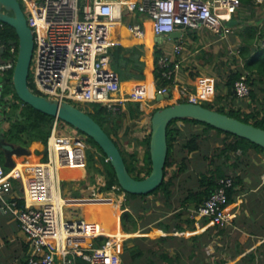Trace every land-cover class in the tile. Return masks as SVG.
<instances>
[{"label": "built area", "instance_id": "built-area-1", "mask_svg": "<svg viewBox=\"0 0 264 264\" xmlns=\"http://www.w3.org/2000/svg\"><path fill=\"white\" fill-rule=\"evenodd\" d=\"M34 37V49L29 69V88L32 92L60 102L100 103L111 108L126 100L144 101L145 93L138 85L128 98L119 96L121 85L115 72L108 68V50L114 42L109 38L113 26L122 13L148 16L155 35L206 27L222 38L230 34L227 23L241 5L240 0H18ZM82 5V6H81ZM124 8V9H123ZM124 10V11H123ZM2 27V23H0ZM129 32L141 38L145 31L140 23L127 26ZM264 49V40L259 44ZM183 46L172 48L176 55ZM7 58L0 51V100L4 85L13 72L17 51L14 45L7 50ZM171 59L159 60L161 77L172 80L175 69ZM169 85L156 89L164 95ZM238 100L249 97L246 75L234 83ZM186 102L201 103L213 96V88L205 85L199 95L181 90ZM11 98V97H10ZM73 104V103H72ZM54 118L46 144L45 159L23 167L20 174L21 194L13 189L9 176L0 163V212L9 214L25 235L29 250L24 264H120L114 237L101 234L95 221L75 215L71 208L82 203H63L59 169L86 166L87 136L77 129L64 130ZM107 160V159H106ZM108 161V160H107ZM14 171V169H13ZM232 176L219 178L217 187L196 208L189 210L190 218L207 219L212 226L223 228L231 222L227 208V188ZM117 190L118 187H113ZM111 193V195H107ZM114 191L101 192L98 184L89 187L88 195L78 198H112ZM105 238L103 242L99 238Z\"/></svg>", "mask_w": 264, "mask_h": 264}, {"label": "crops", "instance_id": "crops-1", "mask_svg": "<svg viewBox=\"0 0 264 264\" xmlns=\"http://www.w3.org/2000/svg\"><path fill=\"white\" fill-rule=\"evenodd\" d=\"M231 21H233V24L230 25L232 32L223 38L219 34H216L215 31L206 27H201L195 30L190 29L186 33L181 34L180 38L175 40L166 39L161 42H155L157 35L153 33L147 15L137 13L135 16H127L124 12L122 13L120 22H117L113 26L109 34V38L114 42L113 46L110 48V52L117 47H122L128 51L136 46L142 45L143 54L140 55L139 61L144 63V80H134L133 78L127 81L119 80L121 85L119 96L128 98L129 93L132 92L133 88L140 85L145 90L144 93L146 98L140 103L141 113L138 115L135 113L133 118L129 117L128 110L125 106V102L131 100H126L124 103L118 104L121 105L126 113V117L123 119L126 122L123 130L115 136L117 142L118 139H132V141L128 140V143H135L133 146L136 147L134 148L136 153L142 151L143 155L140 157L143 158L145 150L144 148L140 150L141 144L142 147H144L143 140L148 134H150V119L153 110L159 108L157 107L159 103L166 102V105L167 102H186L187 98L181 94L183 87L187 89L189 94L199 95L203 86H211L213 88V96L206 100V102L213 103L215 98L219 95L220 97H224L222 102L224 101L223 103L225 107L232 106V99L242 101L237 99L234 89H232V96L228 95V86L226 83L231 73L238 71L241 72V76L246 75L247 77L248 75L247 70L244 68V61L240 56L241 47L246 32H249L250 30H255L257 33L256 41L254 45H252L254 48H259L260 42L264 40V0L241 1L239 9L233 14ZM132 22L141 24L145 31L143 37L137 38L129 32L127 26ZM216 41H221L223 45L220 47H225L226 50H230V53L234 56L231 58L232 61L228 60V56L225 57L224 55H221L222 53L220 54L219 50L216 48L209 49V46L216 43ZM177 43H181L183 46L180 55H176L172 51V48ZM156 49H160L162 52L159 60L163 58L171 59L170 68L173 69L176 62L179 63L177 68H174V76L168 86L169 91L167 94L170 96L161 101H156L155 96L153 95L156 90L154 78V51ZM3 50L4 47L1 46L0 51L3 57L7 58L8 55H4ZM122 53L123 57H129L130 55V53L125 51ZM111 56L112 55L108 53V68L113 71L110 65ZM218 62L221 64L223 63L228 69V74L224 78H222L221 74L217 71L218 67L216 66V63ZM216 83L220 84L219 88H216ZM150 100H155L156 102L148 103L147 101ZM244 100H246L247 103L250 101L249 99ZM215 106H217V104ZM249 108L250 107L245 106V112H248ZM8 109L9 108L6 104L1 103L0 116L3 111H8ZM177 126L184 128L188 125L178 121ZM8 128L9 121L0 118V150L2 153V135ZM37 142L38 141H32L28 147L21 144L11 143L16 147L21 146L26 150L33 152L32 156L26 154H21L19 156L14 155V167H6L8 169L6 173L9 176L13 189L17 190L20 194L22 191V182L20 179V174L23 173V169L21 170L22 166L39 162L43 160L44 157H42V152L46 146L39 145ZM136 144H140V147H137ZM38 148L39 153L36 154ZM175 152H180V147L177 145H175L174 153ZM238 155H241L242 159L240 166L234 167L233 162H235V159H231L226 162V171L227 174L231 176L235 175L236 171L237 174H241V176L244 177L243 185L237 187L240 190L237 192L234 201L227 205V208L233 214L231 222L223 228L213 226L217 229L215 234L212 233L213 228L210 222L194 218H191L194 220L192 225L194 226V229L178 232L173 226H171V230L174 232L165 233L161 229L160 224L166 223L170 225L171 216L168 219L169 221L160 220L158 221V227L153 228V230L161 233L160 236H151L150 234L152 232H150V230L140 233L139 227L134 229L136 230L134 232H139V234H135L133 230H130L132 231L131 233L126 234L127 232H125L124 229H121V227H123L121 222L119 226V224L115 222L112 214L105 216L107 215V210L102 207L112 204V198L99 197L97 199H90L75 197V199H65V203L66 200H71L72 203L84 204L80 206L83 217L90 221H95L102 234L105 235L120 232L124 235V239L121 241L120 251L118 252L122 264H124L122 255L124 252L129 254V259L131 260L129 264H136L135 262L138 259L136 260L132 257L136 250L133 251L132 249L135 248V245H138L137 243L146 244L145 242L150 241H154L156 245L158 243L157 246L161 243L162 248L170 246L168 243L172 241L176 245L181 244V247L180 245L178 247H173L172 252L168 253L169 256L173 257L172 263L170 264H210L211 260H208V258L212 259L213 257V250L211 247L213 238L216 239L214 244L217 253L219 251L220 255L228 256V258L230 257L234 260L236 259L232 264H244L243 262H240V260L248 253L255 254V262L252 264H264V167H262V164H264V152L250 149L247 152V156H243L240 151H237L234 156L236 157ZM84 188L88 187L84 186ZM88 201H94V204L88 203ZM178 209H181L180 205ZM97 211H99L98 215ZM187 217L190 218V216ZM129 226L130 225L127 223L128 228ZM220 230L222 232L221 234L218 232ZM187 232L190 236L185 238L183 235H186ZM166 236H173V238L167 240L164 238L162 241L160 240V237ZM193 236H198V240L194 241L192 239ZM207 240H209V244H207ZM132 242H135V244H132ZM117 247H119V245ZM141 249L146 251L149 248ZM156 249V252H159L158 248ZM28 250L29 245L27 239L20 230L18 223L9 214H2L0 212V264H24ZM165 250L167 249L165 248ZM160 253H165V251L159 252V254ZM184 256L186 258H183ZM228 258L223 259V261H225L223 264L230 263ZM141 261V264L148 262V260L143 261V258ZM155 263L166 264L165 261H162L159 258Z\"/></svg>", "mask_w": 264, "mask_h": 264}, {"label": "trees", "instance_id": "trees-1", "mask_svg": "<svg viewBox=\"0 0 264 264\" xmlns=\"http://www.w3.org/2000/svg\"><path fill=\"white\" fill-rule=\"evenodd\" d=\"M240 1H249V0H240ZM1 23V22H0ZM256 31L250 30L246 32L245 37L243 38V45L241 47L240 56L244 61V68L247 70V83L250 86V94L248 99L250 100L246 103V106L250 107L249 112H242L241 109L237 108L236 110L231 109L230 111H225V105L222 102L224 97H220L219 95L215 98L214 102H206L203 106L214 109L213 106L217 104L216 111L225 113L230 117L237 118L243 122L251 123L256 127L264 129V49L254 48L252 45L255 43L256 39ZM10 40H17V35L15 30L2 23V27H0V47H4V55L7 54V50L11 47V44L8 42ZM17 51V44L14 45ZM130 53L129 57H123L122 52ZM108 53L111 56L110 65L113 71L118 74L120 81H127L129 79L134 80H144V63L139 61L140 55L143 54V46H136L128 51L123 49L122 47H117L113 51ZM162 52L160 49H156L154 51V78H155V86L156 89L169 85L171 83L170 80H164L161 77V69L158 66V60L161 57ZM128 74V75H127ZM12 75L13 72H9V78L7 79L4 85V91L2 94V99L0 103L6 104L8 108H12L13 118L12 122L9 124L8 131L5 134V138L7 137L8 142H13L19 138L21 134L26 133L32 138L33 141L43 140L45 142V146L47 144V139L50 134L52 122L54 120L53 117L44 114L31 106L24 104L17 97L13 84H12ZM241 77V72L231 73L229 79L227 80L228 86V95L232 96V89L234 87V83L239 80ZM11 96V98L6 99L5 97ZM227 99V97H226ZM17 101L21 103V107L17 105ZM234 100H231V103ZM221 102V103H220ZM254 105V106H253ZM126 109L128 110V115L130 118L135 116V113L138 115L141 113L140 103L127 101L125 102ZM169 106L166 104L164 107ZM91 110L87 112L96 122L100 124V126L104 129V131L111 136L117 144L115 136L122 129V121L126 117V113L121 107V105H115L111 108H108L106 105L100 103H92ZM160 108H156L153 110L152 114ZM151 114V115H152ZM181 121L188 126L186 127H178L177 122ZM201 126V130L196 127ZM213 134V135H212ZM210 135L211 137H218L223 135L222 143L223 147L218 148V153H216L217 158H220L221 155H225V162H217L213 161V158H208L203 151L204 149H208L207 137ZM149 140L150 134L143 140L144 145V156H143V165L146 166V172L144 176H140L138 174L135 175L136 171V163L138 159L136 157V153L125 154L124 151H121V154L124 158V162L126 164L127 170L129 173L135 177L136 179H143L150 173L151 170V161L149 154ZM87 143L89 146L93 147L92 149H88L86 153V166L84 168L86 177L89 179L90 184H98L96 175L102 176L104 175V183L99 185V189L101 192H109L113 187H118L116 190L120 192L123 190L119 187L115 172L110 164L107 161L106 155L99 148V146L89 137H87ZM167 143H168V156L167 162L165 165L164 171V179L160 186L155 189L152 193L147 195H135L124 192L128 199L133 198H143L148 195H158L162 194L164 198V202L168 205L172 204L171 199L174 196V190L179 188V185L184 188L186 194L178 199L181 209H178L175 213L170 217L171 224H160L161 229L165 233L174 232L171 230V226L178 231L184 232L186 230L194 229L193 222L194 220L188 218L189 210L191 208H196L204 200L211 194L213 190L217 187V180L222 177H226V162L231 160V155L236 154L237 151H240L243 156H247V152L250 149H256L264 152V149L260 146L252 143L249 140L238 137L231 133L223 132L218 130L206 123H202L193 119H181L174 120L170 123L167 129ZM179 145L180 152L176 153L179 156V166L177 172L172 176L167 177V169L174 163V149L175 145ZM118 146V145H117ZM205 147V148H204ZM90 151V152H89ZM192 155V156H190ZM242 156V157H243ZM204 159H208L207 166L203 164ZM235 162H233L234 167H239L242 162L241 155L234 156ZM100 163L101 167L97 164ZM146 163V164H145ZM202 165V169H201ZM206 167L205 169L203 167ZM193 167V168H191ZM191 170V171H190ZM190 173L188 178L182 179V184L177 183L179 181L178 177L182 173ZM231 176V175H230ZM192 178V180H190ZM181 180V179H180ZM190 181V182H189ZM244 177L241 174H237L232 176V186L227 188L226 195L227 201L226 204H230L234 201L237 192L240 190L239 186L243 185ZM185 183H191L188 186H185ZM66 203H72L71 200H66ZM88 203H93L94 201H88ZM107 215L110 214L115 216V214L119 213L118 205L112 202V204L106 206ZM86 213V212H85ZM129 215L128 218H124L126 221V225H123V229L125 232L131 233L132 231L128 230L127 223L135 225L137 227V217L129 212H124ZM99 211H97V215ZM123 214V215H124ZM208 221L207 219H203ZM136 230H133V232ZM124 232V233H125ZM220 234L221 230L218 231ZM165 238L172 239L173 236L160 237L162 241ZM198 236H193L192 239L198 240ZM105 238L101 237L98 241L103 242ZM198 247V244H197ZM135 253L132 255L133 259H140L147 253L146 257L148 262L145 264H156L154 261V257L159 258L162 261H165L166 264L172 263L173 257L169 256L168 253H160L156 252V250L150 248L142 250L137 245L132 249ZM177 258V257H176ZM240 262L244 264H252L255 262V254L248 253L244 257L241 258ZM78 264H85L81 259H77ZM225 263V261H222ZM241 264V263H236Z\"/></svg>", "mask_w": 264, "mask_h": 264}, {"label": "water", "instance_id": "water-1", "mask_svg": "<svg viewBox=\"0 0 264 264\" xmlns=\"http://www.w3.org/2000/svg\"><path fill=\"white\" fill-rule=\"evenodd\" d=\"M0 22L12 27L17 35V40H10L8 43L11 45L17 44L12 84L19 100L37 111L66 122L91 138L106 155L115 172L118 185L123 192L147 195L160 186L164 179L168 156L167 129L174 120L193 119L206 123L223 132L249 140L264 149V129L230 117L225 113L209 109L201 103L175 102L158 109L151 115L149 140L151 170L145 178L136 179L127 170L124 158L114 139L87 112L70 102L53 100L30 90L29 69L34 49V37L27 25L18 0H0ZM232 24L233 21L228 22V25ZM180 36L181 33L178 31L169 33L167 36L157 35L155 42L166 39L175 40ZM169 96V94H156L155 99L161 101L169 98ZM2 151L5 158L4 166L8 168L14 167V155H33V152L21 146L16 147L4 140L2 141ZM45 154L46 147L43 149L42 157ZM262 167H264V164H262ZM107 195L110 196L111 193ZM121 229L123 230V227Z\"/></svg>", "mask_w": 264, "mask_h": 264}, {"label": "rangeland", "instance_id": "rangeland-1", "mask_svg": "<svg viewBox=\"0 0 264 264\" xmlns=\"http://www.w3.org/2000/svg\"><path fill=\"white\" fill-rule=\"evenodd\" d=\"M21 8H22V11H23L24 10L23 6ZM221 45H223L221 43V41H216V43H213L212 45L209 46V49L210 48H212V49L216 48L217 50H219L220 54L222 53L221 55H224L225 57L228 56L229 57L228 60L232 61L231 58L234 57V56L230 53V50H226L225 47H220ZM207 54H211V53H207ZM216 66L218 67L217 71H218V73L221 74V77L222 78L226 77L227 74H228V69L225 67V65L223 63L221 64V63L218 62V63H216ZM30 72H31V69H30ZM219 86H220V84L216 83V88H219ZM3 91H4V89H3ZM10 97L11 96H7L5 98L9 99ZM155 100H150V101H147V102L148 103H150V102L152 103ZM72 103L74 105H76L77 107H79L80 109L84 110L85 112H89L91 110L90 108H91V104L92 103H82V102H72ZM139 103H141V102H139ZM165 103L166 102L159 103L157 105V107L162 108V107L165 106ZM172 103L173 102H167V104H169V105L172 104ZM227 103H229V102H227ZM246 103H247L246 100H242V101L234 100L231 103L232 104L231 107L230 106H226L225 107V111H230L231 109L236 110L237 108H239V109H241L242 112H245L244 109H245V106H246L245 104ZM201 104L202 105L206 104V101H202ZM17 105H19L20 107L22 106L21 103L18 102V101H17ZM218 106H213V107H214V109H216V107H218ZM13 114L14 113H12V108L11 109L9 108L8 111H3L2 112L0 118L9 121V124H10V122H12ZM59 122H60L61 126L64 128V130H69V131H73L74 130V128L71 125L67 124L66 122L61 121V120ZM125 122L126 121H124V120L122 121V129L120 131L123 130ZM196 128L199 129V131H200L202 127L199 126V127H196ZM7 131H8V129L5 130L3 132V135H2V140H5L6 142H8L6 140L7 137L5 138V134H6ZM221 139H223V135L219 136V138L218 137H211L210 138V135H209L207 137L208 149L207 150L206 149L203 150V151H205L204 154L208 158L212 157L213 161L215 163H217L218 161L219 162H222V161L225 162V160H226L225 155H221L220 158H217V156H216V153H218V148H222L223 147V143H222ZM128 140L132 141V139H127V138H124L122 140L118 139L117 145H118L119 149L124 151L125 154H132L134 152L136 153V150L134 149L136 147L133 146L135 143H133V144L130 143L129 144ZM32 141H33L32 138H30L29 135L24 133V134H21L17 140H15L13 142H8V143L21 144L23 146L25 145V146L28 147L29 144ZM37 143H39V145L45 146V142L43 140H39ZM87 145L88 146L85 149L86 153H87L88 149H90V148L92 149L93 148V147L89 146L88 143H87ZM136 145H137V147H140L139 146L140 144H136ZM177 146L179 147L178 144H177ZM142 148H144V147H142V144H141V149L140 150H142ZM37 153H39V148H38V150H36V154ZM141 155H143L142 151L140 153L139 152L136 153V157L138 159V162L136 163L135 175L138 174L140 176H144V173L146 172L147 169H146V166L143 165V158L140 157ZM234 155L235 154L231 155V159H234V157H232ZM44 159H45V157H43V160ZM178 161H179V156L178 155H174V163L171 166L168 167V169H167V177H170L174 173L177 172V169H178V166H179V162ZM207 161H208V159H204L201 162H203V164H205V166H207ZM0 163L3 166L4 170L7 172L8 169L4 166V164H5L4 154L1 152V150H0ZM97 165L99 167H101L100 163H98ZM205 166L203 167L204 169L206 168ZM84 168L66 170V175L64 177V180L61 181V191H62V195L63 196H65V197L66 196H69V197H83V196H87L88 195L89 187L93 186V184H90L89 179L86 177V175H85L86 172H85ZM201 169H202V165H201ZM190 173H186V172L182 173L178 177L177 181H179V182H177V183L182 184V179H184L186 177L188 178V175ZM83 177H84V179H83ZM96 179H97V182L99 183V185L104 183L103 182L104 181L103 180L104 179V175H102V176L96 175ZM190 180H192V178ZM189 184H191V183H187V185L185 183V186H188ZM84 186L88 187V188H84ZM182 186L179 185V188H176L174 190V196H173V199H171V203L172 204H170V205H168L166 202H165L166 204L164 203V198L162 197V194L148 195V196H145L143 198L139 197V198H136V199H133V198L128 199L126 197V195H124L125 194L124 192H122V191L117 192L115 189L112 188V191H114V193L112 194V196H113L112 199H113L114 203L118 205V209H119V213L115 214V216H114L115 222L118 223L119 226H120V222H121L122 225H126V221H125L124 218H128L129 217V215L127 213L124 214V212L126 211V212H129V213H131V214H133L134 216L137 217V227L140 228V233L141 232H145L146 230L147 231L150 230V232H152L150 234L151 236H155V237L156 236H160L161 233H158L157 231L153 230V228H157L158 227V225H159L158 221H160V220L169 221L168 219H169L170 216H172L171 214H173V213H175L177 211V209L179 207V203L177 202V200L178 199L180 200L186 194V192L184 191V188L181 189ZM103 193H105V191H103ZM102 208H106V207H102ZM70 210L74 211L75 215L83 216L82 209L80 207H75L74 209L71 208ZM86 220H88V219H86ZM129 225L130 226H129L128 230L136 229L135 225H132V224H129ZM212 228H213L212 233L215 234L217 229L215 227H213V226H212ZM134 233L135 234H139V232H134ZM183 236L186 238V237H189L190 235L187 232V234L183 235ZM215 240L216 239L213 238V241L211 243V245H212L211 247H212V250H213V257H212V259L208 258V260H211L210 264H223L222 263L223 259L224 258L227 259L228 256L220 255L219 251L217 253V250L215 249V244H214ZM145 243L146 244L137 243L138 244L137 246L139 248H143V249L144 248H149V249L152 248L154 250H157L156 248H158L159 252H164L165 251V253H171L173 247H178L179 245L181 247V244L176 245V244H174L173 241L168 243L170 246H167V247H169V248H167V247H163L162 248L161 243H160L159 246H157L158 243L156 245L154 241L145 242ZM132 244H135V242H132ZM207 244H209V240H207ZM118 245H119V247H117V251L119 252L120 251V247H121V241H119ZM220 245H222V244H220ZM165 248L167 250H165ZM159 252H158V254H159ZM122 255H123L124 264H129L131 262V260L129 259V254L127 252H124V254H122ZM145 255H146V253H145ZM142 258H143V261H147L146 260L147 257L143 256L140 259H138L135 263L136 264H141ZM183 258H186V257L184 256ZM157 260H158V258L154 257V261H157ZM228 260L230 261V263H226V264H232L233 261H236V259L234 260L233 258H230V257L228 258ZM199 264H202V263H199Z\"/></svg>", "mask_w": 264, "mask_h": 264}, {"label": "bare ground", "instance_id": "bare-ground-1", "mask_svg": "<svg viewBox=\"0 0 264 264\" xmlns=\"http://www.w3.org/2000/svg\"><path fill=\"white\" fill-rule=\"evenodd\" d=\"M24 167V166H23ZM23 167L21 168V170L23 169ZM66 170L69 169H59L58 171V177L59 178H64L66 175ZM63 203L65 204V199H63ZM101 233V232H100ZM102 234V233H101ZM106 236H110V237H114L115 241L117 243L116 247L118 246L119 241H122L124 239V235L121 234L120 232H115V233H111V234H105Z\"/></svg>", "mask_w": 264, "mask_h": 264}]
</instances>
